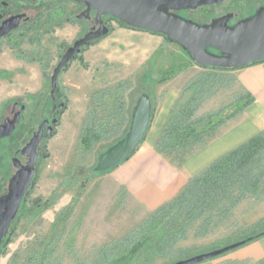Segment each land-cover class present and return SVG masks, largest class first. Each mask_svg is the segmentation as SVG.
<instances>
[{
	"label": "rangeland",
	"instance_id": "374dc122",
	"mask_svg": "<svg viewBox=\"0 0 264 264\" xmlns=\"http://www.w3.org/2000/svg\"><path fill=\"white\" fill-rule=\"evenodd\" d=\"M75 37V28L66 26L55 34L53 41L46 38V46L50 50L48 53L54 58L51 63L57 62L58 45L61 44L64 50ZM164 39L165 46L158 51L157 59L151 61L149 54L147 59L131 65L103 58L100 41L94 42L71 61L61 74L59 83L66 106L60 115L55 135L47 141V156L39 165L29 200L22 207L21 214L13 222L11 232L2 245L0 264H93L101 247L125 237L152 212L119 190L110 178V171L100 174L92 171L99 154L114 140H103L90 148L81 141L88 114L101 107L96 100L102 104L104 96H107L105 103H112L117 92H121L129 105L146 86L156 107L160 90L165 93L177 90L180 99L190 80L205 73L212 75L216 82L212 96L202 103L198 116L216 113L225 107V113L228 114L243 104L244 100L240 98L245 90L233 74L194 67L183 47ZM30 68H34L33 65ZM173 70L175 73L170 79L159 86L148 84L144 79L148 72L158 78ZM20 81L28 86L30 94L42 81L48 92L51 76L42 77L31 73L20 78ZM15 82L14 88L19 84ZM98 112L101 113L99 109ZM35 200L42 206L37 208L33 205ZM263 231L264 199H248L235 209L225 224L209 235L195 237L193 229L188 239L180 242L178 247L192 254H200L226 242L256 236ZM263 251L264 236L199 264H264V256H261ZM246 254L253 255L246 257ZM170 262L164 256H155L147 264Z\"/></svg>",
	"mask_w": 264,
	"mask_h": 264
},
{
	"label": "trees",
	"instance_id": "16d2710c",
	"mask_svg": "<svg viewBox=\"0 0 264 264\" xmlns=\"http://www.w3.org/2000/svg\"><path fill=\"white\" fill-rule=\"evenodd\" d=\"M120 24L127 26L122 22ZM90 45L92 44L88 46ZM191 60L192 63L196 64L192 57ZM203 68L230 70L216 67ZM174 73L173 70L154 78L152 73L148 72L144 79L148 84H160L170 79ZM215 82L212 75L205 73L189 82L183 93V96L188 95L187 99L177 110L173 111L172 117L159 140L158 147L162 151L166 153H172L178 149L184 153L191 151L195 145L204 141L205 137L212 131L240 114L254 101L253 96L245 92L240 98L244 100L243 104L236 106L231 113H225V107L216 113L198 116L197 113L202 103L212 96ZM144 92H147L152 99L153 116L154 99L146 86L142 87L136 99L131 101L129 105H127L125 96L121 92H117L113 104L105 103L107 96H104L103 102L100 104L101 101L96 100L97 96H95L98 106L101 107L91 111L86 118L81 138L85 147L90 148L98 142L111 138L114 139L112 144L120 140L129 129L132 108L138 97ZM98 109L101 113L98 112ZM92 171L100 174L110 170L96 172L93 167ZM248 199L255 201L264 199V131L220 156L200 173L193 176L174 199L153 210L140 226L125 237L101 247L98 250L99 256L93 264L128 263L131 261L134 264H147L155 256H164L171 261L170 264H173L176 261L197 255L199 253L192 254L181 250L178 247L179 243L187 240L190 231L193 229L195 237L209 235L222 224H225L235 209ZM33 205H36L37 208L42 206L37 200L33 202ZM262 236H249L251 239L247 237L226 242L222 246L203 252L240 240H246L243 244L245 245ZM231 264H242V262Z\"/></svg>",
	"mask_w": 264,
	"mask_h": 264
},
{
	"label": "flooded vegetation",
	"instance_id": "af4514ba",
	"mask_svg": "<svg viewBox=\"0 0 264 264\" xmlns=\"http://www.w3.org/2000/svg\"><path fill=\"white\" fill-rule=\"evenodd\" d=\"M262 7L264 0H191L182 7L160 5L166 12L199 24H212L224 18L227 27L253 16ZM115 22L120 24L121 21L108 13L99 14L89 3L79 0H0V219L9 208L15 187L32 173L7 236L29 200L39 165L47 156V141L55 135L60 123L66 104L59 77L70 63L61 70L54 90L50 81L46 92L42 81L30 94L28 86L18 81L31 73L52 77L69 47L101 27L111 31ZM66 26L75 28L76 37L64 50L58 45L57 62L51 63L54 58L48 53L46 38L53 41L55 34ZM102 38L82 46L81 53ZM211 50L220 53L217 49ZM15 81L19 83L16 88L13 87ZM49 132L52 133L48 135Z\"/></svg>",
	"mask_w": 264,
	"mask_h": 264
},
{
	"label": "crops",
	"instance_id": "0c3cea01",
	"mask_svg": "<svg viewBox=\"0 0 264 264\" xmlns=\"http://www.w3.org/2000/svg\"><path fill=\"white\" fill-rule=\"evenodd\" d=\"M99 45L103 58L131 65L147 59L149 54L151 61L157 59L158 51L165 46V39L161 34L115 24ZM194 67L206 69L197 64ZM221 72L233 74L245 92L254 98L240 114L220 125L191 151L184 153L178 149L166 153L158 147L159 140L173 111L188 95L182 94L179 99L177 90L166 93L156 90L158 103L145 139L127 160L110 170V178L119 190L135 199L148 212L174 199L193 176L214 160L264 131V60ZM252 255L246 254V257ZM261 256H264V251Z\"/></svg>",
	"mask_w": 264,
	"mask_h": 264
},
{
	"label": "water",
	"instance_id": "95a60500",
	"mask_svg": "<svg viewBox=\"0 0 264 264\" xmlns=\"http://www.w3.org/2000/svg\"><path fill=\"white\" fill-rule=\"evenodd\" d=\"M90 4L101 13H108L131 28L163 34L183 47L194 62L203 67L236 69L264 60V7L253 16L233 27L224 25L225 19L212 24H199L193 20L160 9L162 3L170 7H182L191 0H79ZM193 1V0H192ZM108 27L90 32L67 49L51 77L52 89L57 87L61 70L81 53V47L90 41L109 34ZM217 49L220 53L211 50ZM153 102L147 92L136 100L131 122L126 134L99 154L94 171L105 172L129 157L145 139L151 123ZM52 132H49L50 135ZM36 142L33 144L35 147ZM32 173L15 187V195L9 208L0 219V249L8 229L15 218L21 199L30 184ZM264 236V231L260 234ZM251 239V237H249ZM240 240L226 246L176 261L173 264H199L242 246Z\"/></svg>",
	"mask_w": 264,
	"mask_h": 264
}]
</instances>
